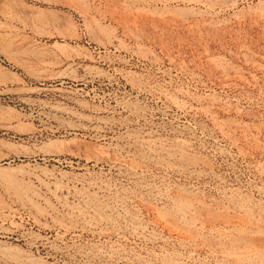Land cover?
Returning <instances> with one entry per match:
<instances>
[{
  "label": "rangeland",
  "instance_id": "rangeland-1",
  "mask_svg": "<svg viewBox=\"0 0 264 264\" xmlns=\"http://www.w3.org/2000/svg\"><path fill=\"white\" fill-rule=\"evenodd\" d=\"M263 242L264 0H0V264H264Z\"/></svg>",
  "mask_w": 264,
  "mask_h": 264
},
{
  "label": "bare ground",
  "instance_id": "bare-ground-1",
  "mask_svg": "<svg viewBox=\"0 0 264 264\" xmlns=\"http://www.w3.org/2000/svg\"><path fill=\"white\" fill-rule=\"evenodd\" d=\"M43 1H44V2H47V1H48V2H51V1H53V0H43ZM260 143H261V142H260ZM177 147H178V146H177ZM180 148H181V147H180ZM181 151H182V149H181ZM182 152H183V151H182ZM195 162H196V161H195ZM195 162H194V163H195ZM132 166H135V165H131V167H132ZM133 171H134V170H133ZM181 194H183V193H181ZM181 194H180V195H181ZM175 195H176V194H175ZM175 195H174V196H175ZM180 195H179V196H180ZM193 195H194V194H193ZM166 196H167V195H166ZM166 196H165V197H166ZM170 196H171V195H170ZM176 196H177V195H176ZM176 196H175V197H176ZM182 196H183V195H182ZM185 196H188V197H189V196H191V195H185ZM195 196H196V195H194V197H195ZM183 197H184V196H183ZM191 197H192V196H191ZM171 198H172V196H171ZM195 198H196V197H195ZM198 198H199V197H198ZM168 199H169V198H168ZM200 199H201V198H200ZM180 200H181V198H180ZM182 200H183V199H182ZM196 200H197V199H196ZM169 201H170V200H169ZM184 201H185V199H184ZM194 201H195V200H194ZM172 202H174V201H172ZM181 202H182V201H181ZM191 202L193 203V201H191ZM191 202H190V200H188L187 202H184V203L180 204V208H177V209H178V210L181 209V211H182L183 213H185L184 215L187 214L186 216H190V215H191V217H192L191 219H193V220H195V221H200L201 224L204 223V222H210V221H212V222L217 221L216 223H218V222L223 223V222H224V219H221V220H220V217L222 218V216L220 215V217H219V216L217 215V213H216V212H213L211 209H210V212L212 211L213 213H216V216H218L219 219H218L215 215L212 216V213H211V214H208L209 211L206 212L208 216L206 215V217L204 216L205 218H203V216L200 214V212H201L202 210H203L202 212H205V208H204V209H201V211H200V210H199L200 207L198 208L197 206H196V207H194V206H190V205H192ZM197 202H199V201H197ZM174 203H175V202H174ZM205 204H206V203H205ZM171 205H172V204H171ZM174 205H176V204H174ZM212 206H213V205H212ZM214 206H215V205H214ZM216 206H217V205H216ZM171 207H172V206H171ZM209 207H210V206H209ZM174 208H175V207H174ZM197 208H198V209H197ZM243 208H244V207H243ZM247 208H248V207H247ZM239 209H240V208H239ZM249 209H250V208H249ZM175 210H176V209H175ZM175 210H174V211H175ZM178 210H176V212H177ZM216 210H217V209H216ZM221 210H222V209H221ZM154 211H155V210H154ZM157 211H158V210H157ZM157 211H156V214H158ZM158 212H159V211H158ZM202 212H201V213H202ZM217 212H218V211H217ZM165 213H167V212H165ZM174 213H175V212H174ZM183 213H182V214H183ZM235 213H236V212H235ZM159 214L162 215L161 213H159ZM170 214H171V212H170ZM202 214H203V213H202ZM218 214H219V213H218ZM223 214H224V213H223ZM228 214H229V213H228ZM228 214H226V215H224V216L228 217V216H227ZM240 214H241V213H240ZM147 215H148V214H147ZM179 215H180V214H179ZM231 215H232V213H231ZM233 215H234V214H233ZM237 215H238V213L236 214V216H237ZM165 216H166V215H165ZM165 216H161V218H162V217H165ZM186 216H183V217H186ZM224 216H223V217H224ZM166 217H167V216H166ZM226 217H224V218H226ZM238 217H239V216H238ZM248 217H249V216H248ZM161 218H158V219H160V220L163 219V220L165 221V224L168 225V226H170V228L173 230L171 233H173V232L175 231L176 233H178V234H180V235L182 234V235H185V236H186V235L189 234L188 232H185V231H183L181 228L175 226V225H176L175 223H174L175 225L172 224V223H171V219H170V221H169V218H168V217H167L168 219H166V218H162V219H161ZM188 219H190V218H188ZM228 219H229V218H228ZM230 219H231V217H230ZM236 219H237V218H236ZM241 219H242V218H241ZM193 220H192V221H193ZM242 220H244V219H242ZM133 221H134V220H133ZM175 221H176V220H175ZM226 221H227V220H226ZM178 222H179V221H178ZM248 222H249V221H248ZM160 223H161V222H160ZM160 223H159V224H160ZM180 223H182V222H180ZM228 223H229V222H227V224H228ZM242 223H243V222H242ZM245 223H246V222H245ZM249 223H250V222H249ZM165 224H164V225H165ZM184 224H185V223H184ZM208 224H210V223H208ZM225 224H226V223H225ZM253 224H254V223H253ZM132 226H133V225H132ZM161 226H162V224H161ZM191 226H192V225H191ZM207 226H208V225H207ZM215 226H216V225H215ZM111 227H112V226H111ZM212 227H213V226H212ZM220 227H221V226H220ZM224 227H225V226H224ZM136 228H137V227H136ZM136 228H135V229H136ZM166 228H167V227H166ZM138 229H139V227L137 228V230H138ZM222 229H223V228H222ZM222 229H221V230H222ZM228 229H229V228H228ZM132 230H133V229H132ZM140 230H141V229H140ZM143 230H145V229H143ZM169 230H170V229H169ZM198 230H199V229H198ZM224 230H225V229H224ZM188 231H189V230H188ZM248 231H249V230H248ZM133 232H134V231H133ZM137 232H139V231H137ZM137 232H136V234H137ZM168 232H169V231H168ZM236 232H237V231H236ZM238 232H239V231H238ZM242 232H243V231H241V233H242ZM140 233H141V232H140ZM190 233H192V232H190ZM251 233H252V232H251ZM142 234H143V233H142ZM142 234H141V235H142ZM242 234H243V233H242ZM182 235H181V236H182ZM194 235H195V233H194ZM229 235H230V233H229ZM139 236H140V235H139ZM185 236H184V237H185ZM196 236H197V234H196L195 236H192V237L194 238V237H196ZM212 236H213V235H212ZM220 236H221V234H220ZM225 236H226V235H225ZM186 237H187V236H186ZM215 237H216V236H215ZM154 238H155V237H154ZM167 238H168V237H167ZM182 238H183V237H182ZM220 238H221V237H220ZM253 238H254V237H253ZM205 239H206V238H205ZM214 239H215V238H214ZM217 239H218V238H217ZM223 239H224V238H223ZM226 239H227V237H226ZM245 239H246V238H245ZM254 239L256 240V238H254ZM258 239H260V238H258ZM182 240H183V239H182ZM184 240H185V239H184ZM207 240H209V239H207ZM211 240H212V239H211ZM218 240H219V239H218ZM227 240H228V239H227ZM231 240H232V239H231ZM234 240H235V239H234ZM234 240H233V241L221 242L220 244H223V245L225 244V245H229V246H230V245H231V246H237V245H238V242H236V240H235V241H234ZM247 240H248V239H247ZM180 241H181V240H180ZM180 241H179V242H180ZM198 241H199V240H198ZM203 241H205V240H203ZM213 241H214V240H213ZM219 241H220V240H219ZM219 241H218V242H219ZM223 241H224V240H223ZM256 241H257V240H256ZM216 242H217V241H216ZM243 242H244V241H243ZM260 242H262V241H260ZM203 243H204V242H203ZM209 243H211V242L209 241L208 244H209ZM239 243H240V242H239ZM246 243H247V242H245V245H246ZM257 243H258V242H257ZM257 243H256V244H257ZM263 243H264V242H263ZM189 244H190V243H189ZM193 244H194V243H193ZM198 244H199V242H198ZM256 244H255V245H256ZM259 244H260V243H259ZM184 245H185V244H184ZM204 245H205V244H204ZM253 245H254V244H253ZM262 245H263L262 248H263V250H264V244H262ZM182 246H183V243H182ZM239 246H240V245H239ZM247 246L250 247V246H251V243L249 242V244H247ZM183 247H184V246H183ZM207 247H208V246H207ZM212 247H213V246H212ZM222 247H223V246H222ZM226 247H227V246H226ZM245 247H246V246H245ZM251 247H252V246H251ZM257 247H259V245H257ZM186 248H187V247H186ZM204 248H206V246H204ZM223 248H224V247H223ZM231 248H232V247H231ZM242 248H243V247H242ZM255 248H256V247H255ZM194 249H195V248H194ZM201 249H202V248H201ZM201 249H200V250H201ZM207 249H208V248H207ZM224 249H225V248H224ZM253 249H254V248H253ZM196 250H197V249H196ZM208 250H209V249H208ZM248 250H249V249H248ZM248 250H247V251H248ZM254 250H255V249H254ZM225 251H226V250H225ZM235 251H236V249H235ZM245 251H246V250H245ZM245 251H244V252H245ZM256 251H257V250H256ZM210 252H211V251H210ZM254 252H255V251H254ZM233 253H234V252H233ZM262 253H263V252H262ZM208 254H209V253H208ZM214 254H215V253H214ZM246 254H247V253H246ZM259 254H260V253H259ZM216 255H217V254H216ZM236 255H237V254H236ZM239 255H240V254H239ZM263 255H264V254H263ZM198 256H199V255H198ZM240 256H241V255H240ZM253 256H254V255H253ZM163 257H164V256H163ZM224 257H225V256H224ZM212 258H213V257H212ZM222 258H223V257H222ZM240 258H241V257H240ZM137 259H138V258H137ZM162 259H163V258H162ZM162 259H161V260H162ZM168 259H169V258H168ZM215 259H216V258H215ZM247 259H248V258H247ZM261 260H262V259H261ZM165 261H166V259H165ZM227 261H228V260H227ZM174 262H175V261H174ZM217 262H218V261H217ZM243 262H244V260H243ZM245 262H246V261H245ZM257 262H258V261H257ZM176 263H177V262H176ZM179 263H181V262H179ZM183 263H184V262H183ZM183 263H182V264H183ZM185 263H186V262H185ZM201 263H202V262H201ZM168 264H170V263H168ZM202 264H203V263H202ZM207 264H208V263H207ZM221 264H222V263H221ZM228 264H229V262H228ZM237 264H238V263H237ZM243 264H245V263H243Z\"/></svg>",
  "mask_w": 264,
  "mask_h": 264
}]
</instances>
